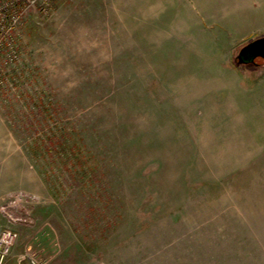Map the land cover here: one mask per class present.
I'll return each mask as SVG.
<instances>
[{"label":"rangeland","instance_id":"374dc122","mask_svg":"<svg viewBox=\"0 0 264 264\" xmlns=\"http://www.w3.org/2000/svg\"><path fill=\"white\" fill-rule=\"evenodd\" d=\"M261 38L264 0H0L4 264H264Z\"/></svg>","mask_w":264,"mask_h":264},{"label":"crops","instance_id":"0c3cea01","mask_svg":"<svg viewBox=\"0 0 264 264\" xmlns=\"http://www.w3.org/2000/svg\"><path fill=\"white\" fill-rule=\"evenodd\" d=\"M264 140V138H263ZM260 147L258 156H264V143ZM28 160L16 145L13 132L9 129L7 119L0 110V201L9 199L25 188V184H13L14 178L26 172Z\"/></svg>","mask_w":264,"mask_h":264},{"label":"built area","instance_id":"2783aa9c","mask_svg":"<svg viewBox=\"0 0 264 264\" xmlns=\"http://www.w3.org/2000/svg\"><path fill=\"white\" fill-rule=\"evenodd\" d=\"M0 85H5V77L3 71L0 69ZM29 197L24 194H19L6 203L0 204V213L9 219L13 220V212L10 209H19L22 204L29 202ZM13 248V238L5 230L0 234V264H4L6 258L11 254Z\"/></svg>","mask_w":264,"mask_h":264},{"label":"flooded vegetation","instance_id":"af4514ba","mask_svg":"<svg viewBox=\"0 0 264 264\" xmlns=\"http://www.w3.org/2000/svg\"><path fill=\"white\" fill-rule=\"evenodd\" d=\"M254 42L252 41L241 48L238 54V60L241 64L258 65L259 60L264 61V57L261 55L264 54V45L253 44Z\"/></svg>","mask_w":264,"mask_h":264},{"label":"water","instance_id":"95a60500","mask_svg":"<svg viewBox=\"0 0 264 264\" xmlns=\"http://www.w3.org/2000/svg\"><path fill=\"white\" fill-rule=\"evenodd\" d=\"M253 44H262V45H264V38H261V39L255 41ZM261 55H262V57H264V54H261Z\"/></svg>","mask_w":264,"mask_h":264}]
</instances>
